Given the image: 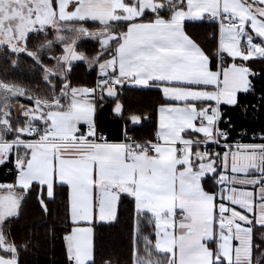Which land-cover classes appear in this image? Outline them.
Returning a JSON list of instances; mask_svg holds the SVG:
<instances>
[{"label":"snow or ice","instance_id":"6c2138e0","mask_svg":"<svg viewBox=\"0 0 264 264\" xmlns=\"http://www.w3.org/2000/svg\"><path fill=\"white\" fill-rule=\"evenodd\" d=\"M50 3L54 10L58 9L57 0H50ZM123 3L127 7L114 8L112 18L108 21L109 24L126 25V30L113 31L111 34L109 46L115 43V49L101 52L94 64L76 65L82 64L89 73H96L91 85H74L71 73L75 71V67L61 61L69 75L60 77L63 83L59 91L64 95L56 103L61 109L65 108V96L71 93L69 104L75 99L77 104L91 106L90 123L83 114L78 117L66 116L59 122L60 126L72 129L68 138L71 143L66 142L65 150L72 148L82 154L99 153L91 165V180L87 179V172L83 169H69L70 178L59 179L55 171L57 158L53 153L51 162L54 179L49 193V185L41 178L48 156L43 152L37 154L33 147L20 145L19 148H26L24 159L18 162L13 152L8 153L7 159L0 157V168H6L7 174L13 177L11 181L0 182V190H3L0 208L10 209L17 201L22 206L29 197H34L41 212L47 216L51 214L49 205L61 189H66L68 225L60 237L66 262L97 264L96 225L114 226L119 223L122 207L127 201L133 214L132 264H181L177 255L181 250L179 245L173 244L171 248L157 247L152 240L157 235L164 238L163 232L157 233L154 230L149 243L138 245L136 213L147 209L137 208L138 195L135 189L121 191L116 184H105L101 191L98 169L103 164L123 174L136 162L137 157L143 156L147 163L142 165L141 182L157 189L162 188L159 181L167 173L155 162L160 160L159 145L169 141L160 133L170 136L175 131L173 125L176 122H190L180 131L182 139H188V132H196L198 138L206 136L208 139L203 147L193 144L189 149V164L193 163L191 157L195 156L193 149L206 150L209 144L217 148L207 152L203 158L196 157L192 170L199 173V190L188 194L192 198L211 197L212 234L197 241L200 252L194 251L191 246L187 248L184 264H264V127L260 129L258 136L255 130L252 131V142H244L241 137L248 136V130L241 125L242 130L233 139L232 133L236 131V125L221 107H240L238 94L242 93L252 95L255 101L245 105L241 111V117L248 123L252 120L258 122L260 113L264 110V86L257 92L255 84V80L264 77V71H256L249 64L252 61H264V0H158V6L152 8L139 7L138 0H123ZM80 7L81 0H70L66 11L72 13ZM127 8H135L138 15L129 17ZM72 19L86 23L90 17ZM186 21L215 23L219 33L215 47L209 49L201 44L188 30ZM94 22L100 23L98 20ZM48 27L51 25L45 26ZM43 30L45 29H37ZM215 35L210 33L209 39ZM97 51H100L99 41ZM105 56L108 58L107 62L104 61ZM226 57L231 58L230 62ZM48 59L54 58L49 55ZM241 64L245 67L243 77L237 73L229 76L230 70L239 68ZM210 76L214 79L210 80ZM229 80L235 83L229 86ZM125 86L155 87L161 90L165 102L156 110V130L153 134L137 135V129L142 127L143 121L152 119L147 114L132 115L115 138L106 136L99 128L97 113L98 110H103L106 101L112 103L111 110L115 114L123 113L121 94ZM170 88L204 93L211 90L215 95L187 96L180 100L166 94ZM218 96L224 98L217 100ZM201 102H204L202 108L198 107ZM249 109L254 114L251 119H247ZM10 117L11 110L4 116L9 128L12 123ZM129 123L131 127L128 126ZM51 125V118H41L34 131L20 135L41 141V148H54L51 141L59 138L54 136ZM7 138L6 135L5 139ZM174 143L179 145L181 141ZM112 149H120L122 152ZM176 160L180 161L175 165L176 171H183L188 166L183 164L179 148L176 149ZM201 165H210V168L205 170ZM230 174L246 178L247 183L239 194V199L245 201V204L234 202L235 197L232 200L225 199L224 189L228 183L226 178ZM221 209L225 217L232 212L239 214V218L233 221L235 229L221 228L224 223ZM18 211L19 207L16 219ZM188 219L184 207L173 209V236L178 234V230L179 235L186 234L185 222ZM4 227L11 231L8 217L0 224V228ZM168 230L165 226V232ZM224 236L227 237L226 240ZM103 259L104 264H112L111 258ZM15 264H20L19 257Z\"/></svg>","mask_w":264,"mask_h":264},{"label":"trees","instance_id":"16d2710c","mask_svg":"<svg viewBox=\"0 0 264 264\" xmlns=\"http://www.w3.org/2000/svg\"><path fill=\"white\" fill-rule=\"evenodd\" d=\"M142 19L148 18L142 17ZM186 24L192 35L206 48L211 49L215 47L216 35L214 38L209 39L210 33H216V25L214 23L203 21L195 23L187 22ZM70 25L72 27L81 26L88 30H107L110 35L113 31L120 32L126 28V25L123 23H96L91 20L86 23L74 20L71 21ZM26 40L27 44H25V47L32 51L34 57L24 53L21 54L19 51L11 52L5 46H0V84L5 87L10 85L21 88L24 91V95L31 97L32 100L33 98L41 102H49L55 98H59L60 100L61 96L64 95L59 91L60 85L63 83L60 79L61 76H54L50 80L45 79V67L52 66L55 63V58L62 54L63 47L61 43L54 39V34L49 30V27L43 31L29 32ZM97 41H99L100 51H97ZM74 47L87 57L89 61L94 60V63H96V59L100 56L101 52L113 51L116 45L113 43L109 46V41L104 45L98 39L80 38L75 41ZM49 55L54 59L49 60ZM107 60L108 58L105 56L104 61ZM41 61L42 64L40 63ZM80 63L86 62L78 61L72 63L75 67V71L71 73L72 82L74 85H91L96 73H89L82 64L76 66ZM249 64L256 71H264V61L257 60L249 62ZM68 75L69 73L66 71L63 76L67 77ZM255 84L257 92L261 91L262 86H264V77L255 80ZM238 95L240 107L232 108L226 105H221V107L236 125V131L232 133V138L236 139L237 132L242 130L241 125H243L248 130V136H243L241 139L244 142H252V131L255 130L258 136L260 135V129L264 127V110L261 111L258 122L252 120L251 123H248L246 119L241 117V111L245 105L255 103L254 97L252 95L246 96L242 93ZM12 98L15 102L24 104L19 99V96ZM163 102L159 89L125 86L121 94V103L124 105L123 113L111 114L113 105L110 101H106L103 110H98L97 113L99 128L106 136L115 138L122 125H125L132 115L143 116L147 114L152 119L143 121L142 127H138L137 129V135H151L156 130L157 107ZM249 113L250 115L247 119H251L252 115H254L251 113V109H249ZM10 119L12 122L11 128L5 133L8 137L7 140L20 137V133L23 132L19 131V129L25 125V120L21 117H10ZM128 126L131 127L130 123ZM27 137L21 136V138ZM194 138L201 140L200 137ZM201 150L195 149V151L200 152ZM20 151L19 153H23ZM9 178L10 176L7 174L6 168H0V181ZM66 206V189H61L55 200L49 205L51 214L47 216L41 212L36 199L29 197L22 206H18V219L15 218L17 212L14 216L8 218L11 231H9L8 227L0 228L3 237V240H1L2 244L0 245L2 247L6 246L4 249L0 246V255L14 257L15 261L19 257L20 264H67L63 242L60 239L64 234V229L68 225ZM132 227L133 214L131 212V205L127 201L122 207V216L119 223L114 226H101L97 223V264H104L103 258L105 257L111 258L112 264H132ZM52 229L54 231H51ZM136 229L138 245L143 246L149 243V237H151L152 232L155 230V223L151 215L145 212H137ZM155 239L156 236L152 237V240L155 241Z\"/></svg>","mask_w":264,"mask_h":264},{"label":"crops","instance_id":"0c3cea01","mask_svg":"<svg viewBox=\"0 0 264 264\" xmlns=\"http://www.w3.org/2000/svg\"><path fill=\"white\" fill-rule=\"evenodd\" d=\"M84 2L89 4L86 6H92L93 3H96L97 4L95 6L96 9L102 10V13L103 12L108 13L110 19L112 18L114 8L127 7V5L123 3V0H84ZM138 2H139V7L141 4H144L142 6L143 8L150 6L152 7L158 6L157 0H138ZM146 2L147 4H145ZM18 7L20 6L18 5ZM51 10L53 17L55 15L54 12L55 10L53 9V7ZM134 11H136L135 8H127V15L129 17L138 15L137 12L134 15L133 14ZM83 16H85L84 12L80 11L78 17H83ZM74 20L75 19L64 20V25L71 26L70 25L71 21ZM90 20L91 21L98 20L102 23H106L109 21V20L106 21L104 18H92V17H90ZM187 22L189 21H186V23ZM216 29H217L216 30V44H217L219 39L217 25H216ZM110 37L111 35H108V37L104 40L103 44H106L109 41ZM241 47H244V45H241ZM230 50L235 51L234 48H230ZM227 60L230 62L231 58H228ZM232 73H237L240 77H243L245 73L244 65L241 64L239 68L231 69L229 72V76H231ZM209 79L210 80L214 79V77L210 76ZM234 83H235L234 81L229 80V86H232ZM126 87L138 88L132 86H126ZM150 88H155V87H150ZM4 91H9V89L0 84V117H4L8 115L9 110H11V117L23 118V120H25V125L21 129H19V131L23 133H28L27 127L31 122L32 123L35 122L39 124V120L41 118H51L53 120V125H51V127L54 130V136L58 137L59 139H54L51 141V143L55 145L54 148L53 147L41 148L39 146L41 144V141H37L29 137L21 138L20 136L14 139L7 140L5 139L6 136L5 133H7L9 127L7 126V124H5L0 129V157L7 159L8 153L15 151L19 156V160L24 159L26 148H19L18 146L20 145L33 147L34 150L37 152V154H39L40 152L45 153L48 156V161L44 165V172L41 178L49 185V193H51L53 179H54L53 164L51 162L53 153L57 158L55 171L59 179L61 180L69 179L70 178L68 175L69 169H72L74 171L83 169L87 172V179L90 181L91 165L93 163L95 156L98 155L99 153L82 154L75 152L72 148H68L67 150H65L66 142L67 144L71 143V141L68 138L71 135L72 129H66L60 126L59 122L62 119H64L66 116L78 117L83 114L84 117L90 123L91 106L77 104L75 99H73L72 102L69 104L68 100L71 96V93H69L67 95L68 97H65L64 99V103L66 105L65 108L61 109L59 105H57L56 108L48 109L45 107L46 103L38 101L37 99H35V101L33 100L30 101L31 102L30 105L20 104L19 102H15V100H13L11 96L4 97L3 94ZM79 91L82 92L84 91V89H79ZM159 91L161 92V90ZM166 94L175 96L177 99L180 100H182L184 97L187 96L199 97L202 95H215V93L212 92L211 90H209L207 93H204V92H191L186 89H171V88L167 90ZM223 98H224L223 96H218L217 100ZM162 99L165 102V98L163 97V95H162ZM203 106H204V102L198 104V107L202 108ZM173 111H176V109H173ZM111 114H115V113H113V111L111 110ZM188 123L190 122H176L173 125L175 131L170 136L166 135L163 132L160 133L161 136H164L165 139L169 141L168 143H162L161 145H159L160 160L155 162L158 166H162L167 173L165 178L159 181V183L163 185L162 188L157 189L154 186L145 185L141 182L140 177L143 176L142 165L147 163V161L143 156L137 157L136 162H134L130 167H128L123 174H120L119 170L111 169L103 164H101V166L98 169L101 191L104 190L105 184L109 186H111L112 184H116L118 185L121 191H125V190L131 191L133 189L136 190V194L138 195L137 206L138 203H140L142 206L139 207V209H147L146 211H138V212L141 213L145 212L151 215L155 223V231L158 230L159 232H161L162 227L167 226L169 229L168 232H172L171 228L173 226V220H172L173 209L181 206L184 207L187 215L190 217V220L187 221L186 223V234L179 235V230H178V234L174 236V243L180 246L181 249L180 252H182L183 254L187 253V248L189 246H191L194 251L196 248V236L194 235V233L190 234V232H193V230H191L192 226L190 225L189 222L193 221L197 215H203L205 216L206 221H208L209 226H211L212 214H213L211 197L205 198V197L197 196L196 198H192L191 196L188 195L193 191L198 192L199 190V180H198L199 173L193 172L192 169L195 166L189 164V160H190L189 149L193 147V144H195V142H199L197 138H194L197 137V133L196 132L186 133L188 139H182L180 136L181 129L186 128L188 126ZM201 130L205 132L208 131V129H201ZM193 135L195 136L193 137ZM200 138H208V137L201 136ZM11 140L19 141L18 146L13 147L10 142ZM177 140L181 141L179 145H176L174 143ZM177 148L180 149L181 160L183 161V164L188 165L187 167L184 168L183 171L175 170V165L180 162L176 160ZM112 150L113 151L119 150L122 152V150L120 149H112ZM19 151L23 153H19ZM193 151H195V149H193ZM195 152H199V151H195ZM201 167L207 170L208 168H210V165H201ZM226 179L228 180V183L224 189V193H226L225 199L232 200L235 197L234 202L245 204L246 203L245 201L239 199V194L242 191L244 185L247 183L246 178L241 177L239 174H235V175L230 174L229 177H227ZM2 194H3V190H0V195ZM18 206H19V201H17L16 205L11 206L10 209L0 208V224L4 222L5 217L9 218L14 216L17 212ZM221 211L223 213V209ZM229 211H231V209H229ZM231 214H233L234 216L239 215L236 212H232ZM177 223H180V221H177ZM230 223L232 225V221H230ZM211 234H212V229H211V233L207 232L205 233L204 236H199V239L201 237H208ZM226 239L227 237L225 238V240ZM1 240H3V237L0 232V244H2ZM155 240H157V236ZM155 243L157 244L161 242L157 240V242ZM4 247L2 248L4 249ZM180 252L177 255L181 264H184L186 259L181 260Z\"/></svg>","mask_w":264,"mask_h":264},{"label":"rangeland","instance_id":"374dc122","mask_svg":"<svg viewBox=\"0 0 264 264\" xmlns=\"http://www.w3.org/2000/svg\"><path fill=\"white\" fill-rule=\"evenodd\" d=\"M57 1L59 7L54 11L55 15L52 17V20L48 25H51V27H49V30L53 32L54 39L61 43L63 47V52L55 58V63L52 66L50 65L45 67V79L47 80H50L54 76H63L65 74L66 69L64 65L61 64L62 60L65 61L67 64H72L78 61H83L88 64L94 63V60L89 61L87 57H85L81 52L75 49L74 44L76 40L80 38H90L98 39L104 42L108 35H110L107 30H88L81 26L71 27L64 25V20L72 19V17H78L80 11L84 12L85 16H89L92 18H104L106 21H108L110 19L109 14L106 12L102 13V10L96 9V3H93L92 6H86L89 4L85 3L84 0H81V7L78 8L75 12L69 13L68 11H66V9L68 7V4L70 3V0ZM47 3H49L50 5V0H47ZM45 4V0H0V46H5L11 52L19 51V53L21 54L24 53L26 55L34 57L32 51L25 47V40L29 32L37 31L38 28L45 29V25L42 24L39 20L33 21V19H36V15H40L41 17L44 16V14L46 13ZM145 4H147V2ZM18 5L20 7H18ZM143 5L144 4H141L140 7H142ZM50 7L52 9V5H50ZM148 8H152V6ZM136 12L137 11H134L133 14L135 15ZM104 66L106 67L107 63H105ZM7 87L9 88V91H4V97L19 96L21 102L26 105L31 104L30 101L32 99H28V97L24 95V91L21 88L13 87L10 85ZM33 101H35V98H33ZM56 101H59V98H55L54 100L49 102H44L46 103L45 107L48 109L56 108L58 105ZM5 124H7V121L4 120V117H0V129ZM205 142L206 140L204 138H201V140H199V142H195V144L202 146ZM207 147L208 148L206 150L202 149L201 152H195V156H192L193 166H195L194 161L197 156L203 158L207 154V152L213 151V147ZM141 206L142 205L138 203L137 208L139 209V207ZM238 218L239 215L234 216L233 214L225 217L223 216V213L221 211V219L224 221V223L221 224V228L231 227L235 229L233 221L237 220ZM189 220L190 217L188 221ZM230 221H232V225ZM189 223L192 226L191 230H193V232H190V234L194 233V235L196 236L195 251L200 252L199 244L197 243V241L199 240V236H204L207 232L211 233L213 221L211 226H209L205 216L197 215L194 220ZM156 232L164 233V238H161L159 235H157V240L161 242L156 244L157 247L171 248L173 244H175L172 232H165V227H162L161 232H159L158 230ZM223 238L225 239L226 236H224ZM157 240H155V242H157ZM180 258L181 260L187 259V253L183 254L182 252H180ZM0 264H15V258L0 255Z\"/></svg>","mask_w":264,"mask_h":264},{"label":"water","instance_id":"95a60500","mask_svg":"<svg viewBox=\"0 0 264 264\" xmlns=\"http://www.w3.org/2000/svg\"><path fill=\"white\" fill-rule=\"evenodd\" d=\"M46 1V10H45V14L43 17H41L40 15H36V19H33L34 20H39L42 24H44L45 26L48 25L51 21V18H52V11H51V7L49 5V3H47V0ZM114 113V112H113ZM208 138H206L205 140H207Z\"/></svg>","mask_w":264,"mask_h":264},{"label":"built area","instance_id":"2783aa9c","mask_svg":"<svg viewBox=\"0 0 264 264\" xmlns=\"http://www.w3.org/2000/svg\"><path fill=\"white\" fill-rule=\"evenodd\" d=\"M215 24V23H214ZM226 59H227V57H226ZM37 125L38 124H35V123H32V124H30L29 126H28V128H27V132L29 133V132H31V131H34L35 129H36V127H37ZM53 134H54V130H53ZM18 141H11V144H12V146L14 147H16L17 145H18ZM209 147L211 146V147H213V150H215L214 148H217V146H214V145H212V144H209L208 145ZM13 153H15L16 154V152L15 151H13ZM18 160V159H17ZM18 162H19V160H18ZM11 165H9V167H10ZM6 172H7V169H6ZM13 179V177L12 176H10V178L9 179H4V180H2V181H0V182H8V181H11Z\"/></svg>","mask_w":264,"mask_h":264},{"label":"flooded vegetation","instance_id":"af4514ba","mask_svg":"<svg viewBox=\"0 0 264 264\" xmlns=\"http://www.w3.org/2000/svg\"><path fill=\"white\" fill-rule=\"evenodd\" d=\"M37 13V12H36Z\"/></svg>","mask_w":264,"mask_h":264}]
</instances>
